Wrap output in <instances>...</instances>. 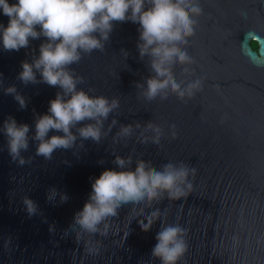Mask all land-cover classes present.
Wrapping results in <instances>:
<instances>
[{
  "label": "water",
  "instance_id": "95a60500",
  "mask_svg": "<svg viewBox=\"0 0 264 264\" xmlns=\"http://www.w3.org/2000/svg\"><path fill=\"white\" fill-rule=\"evenodd\" d=\"M193 3L200 9L189 13L193 33L178 49L189 60L168 69L182 90L199 81L192 95L169 90L165 101L148 103L147 86L159 81L150 57L140 53V25L113 21L107 39L94 33L102 47L80 50L66 69L77 78L76 90L117 106L101 118L98 140L78 131L95 120L76 122L70 128L76 139L49 157L37 153L35 124L63 89L36 69L35 81L19 77L22 63H33L48 38H29L19 50L0 44V264H161L152 251L168 225L183 229L187 245L177 264H264V0ZM145 7H151L147 0ZM7 22L0 14V23ZM8 87L16 91L7 93ZM9 118L29 126L28 146L15 159L3 130ZM156 132L159 145L153 146ZM52 135L64 133L50 129L45 139ZM117 157L129 175L140 166L187 167L191 188L181 185L186 195L178 199L164 192L138 208H122L115 220L87 231L75 216L95 178L105 169L121 170ZM25 198L36 206L31 215Z\"/></svg>",
  "mask_w": 264,
  "mask_h": 264
},
{
  "label": "clouds",
  "instance_id": "9594fccd",
  "mask_svg": "<svg viewBox=\"0 0 264 264\" xmlns=\"http://www.w3.org/2000/svg\"><path fill=\"white\" fill-rule=\"evenodd\" d=\"M147 2L151 7H145L146 0H0V14L8 17L6 26L0 23V44L4 49L19 50L28 45L29 38L40 35L48 38L40 46L39 57L33 63H22L20 79L24 82L35 81L36 69L43 81L63 89V94H57L50 101V114H44L36 121L35 139L40 141L38 154L49 157L57 147H69L76 139L70 128L85 119L95 120V123L80 127V135L94 140L100 138L101 118L107 117L118 102L112 100L109 103L105 97H91L83 90H76L77 78L71 75L66 66L79 60L80 50L101 48V40L94 33L98 32L101 38L107 39L113 21L131 20L140 25V53L150 57L153 62L152 71L159 81L148 84L145 97L148 103L157 99L165 101L169 90L180 97L185 92L191 96L192 90L200 86L199 81H196L182 90L168 70L176 63L189 60L187 54L178 49L185 43V37L193 33L194 21L189 13H199V7L193 0ZM15 91L14 87L6 89L7 93ZM15 99L21 107L24 106L22 96L17 94ZM50 129L60 130L64 135H52L45 139ZM3 130L9 138V152L15 159L20 150L28 146L29 126L18 125L14 118H9L4 122ZM121 131L128 134L130 130L124 127ZM148 132L152 133L153 130L148 129ZM154 135L157 139L153 146H158L159 133ZM19 162L23 164V158ZM116 163L121 170L102 171L92 182L89 201L75 216L76 223L87 231H97V226L105 218L115 220L122 208H138L157 199L164 192H167L170 199H178L186 195L181 185L189 190L191 188L186 183L189 172L187 167L168 164L162 171H149L140 166L135 175H129L124 170L122 158L117 157ZM24 203L30 215L36 211L31 199L25 198ZM158 215V211L153 212L146 218L147 223L141 224L140 228L147 231ZM156 239L152 254L160 258L161 264H177L187 247L183 229L179 225H168L162 228Z\"/></svg>",
  "mask_w": 264,
  "mask_h": 264
},
{
  "label": "trees",
  "instance_id": "16d2710c",
  "mask_svg": "<svg viewBox=\"0 0 264 264\" xmlns=\"http://www.w3.org/2000/svg\"><path fill=\"white\" fill-rule=\"evenodd\" d=\"M252 46H253V48H254L255 50L258 49V44H257L256 42H253V43H252Z\"/></svg>",
  "mask_w": 264,
  "mask_h": 264
}]
</instances>
